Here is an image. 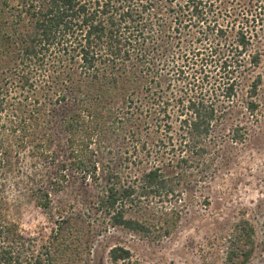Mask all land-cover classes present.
Listing matches in <instances>:
<instances>
[{"label":"trees","instance_id":"obj_1","mask_svg":"<svg viewBox=\"0 0 264 264\" xmlns=\"http://www.w3.org/2000/svg\"><path fill=\"white\" fill-rule=\"evenodd\" d=\"M263 27L264 0H0L1 171H15L19 148L52 166L49 180L35 177L47 214L70 173L96 190L91 209L51 218L40 237L0 221V264H86L109 229L169 237L184 192L212 177L216 134L238 106V77L260 65ZM171 79L185 80L181 96ZM260 82L241 99L252 118ZM242 225L226 256L235 264L253 253ZM108 260L144 264L123 246Z\"/></svg>","mask_w":264,"mask_h":264},{"label":"rangeland","instance_id":"obj_2","mask_svg":"<svg viewBox=\"0 0 264 264\" xmlns=\"http://www.w3.org/2000/svg\"><path fill=\"white\" fill-rule=\"evenodd\" d=\"M258 33L260 65L246 78L238 77V106L216 134L223 137L210 156L213 157L212 177L196 190L189 188L191 194L184 192V200L189 205L182 211L177 227L169 237L161 239L143 238L122 229L102 231L92 240L91 253L85 262L109 264L110 248L123 246L144 264H235L226 256L235 230L243 223L242 228L251 225L254 232L253 253L247 264H264V27ZM257 76L261 77L255 97L259 108L252 118L243 109L241 99L250 92ZM184 81L171 79L175 97L181 96L179 91ZM200 83V79L192 82L198 93L203 89ZM207 86L204 88H209ZM236 131L238 138L234 139ZM19 149H14L19 155L15 156L13 173L1 171L0 166L3 172L0 176L1 222L16 225L22 234L40 237L49 231L51 218L55 220L59 214L65 215L70 210L92 208L94 185L88 181L87 186H81V181L70 173L59 193L51 191V213L47 214L37 204L35 177L46 171L49 180L54 172L52 166L33 164L27 149Z\"/></svg>","mask_w":264,"mask_h":264}]
</instances>
